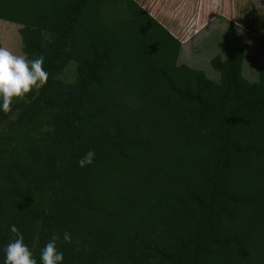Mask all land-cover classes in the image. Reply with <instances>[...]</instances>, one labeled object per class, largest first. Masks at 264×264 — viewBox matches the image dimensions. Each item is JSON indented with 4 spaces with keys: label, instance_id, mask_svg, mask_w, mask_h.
<instances>
[{
    "label": "trees",
    "instance_id": "obj_1",
    "mask_svg": "<svg viewBox=\"0 0 264 264\" xmlns=\"http://www.w3.org/2000/svg\"><path fill=\"white\" fill-rule=\"evenodd\" d=\"M0 20L49 74L0 111V264L13 225L38 264L54 234L63 264H264V68L246 80L237 47L211 81L135 0H0Z\"/></svg>",
    "mask_w": 264,
    "mask_h": 264
},
{
    "label": "rangeland",
    "instance_id": "obj_2",
    "mask_svg": "<svg viewBox=\"0 0 264 264\" xmlns=\"http://www.w3.org/2000/svg\"><path fill=\"white\" fill-rule=\"evenodd\" d=\"M165 1H151L154 14H158L161 20L162 18L167 20L171 29L175 27L181 39L183 36L188 37L203 29V27H198L202 23L194 20L195 17L200 16L201 12L204 14L203 18H205L207 16L206 11L212 13L213 16L218 10H224L220 3H216V0H178L175 2L176 6L172 9H168L170 5ZM156 2L160 3L154 6ZM251 2L253 13L258 14L259 11L264 13V0H251ZM193 5L196 8H193ZM220 6L222 7L220 8ZM161 12L164 16L160 15ZM209 16L211 15L209 14ZM248 18L246 21L248 26L253 31L259 32L261 37H264L261 32L264 29V20L253 23L252 15ZM211 21L212 24L208 26L207 30H202V33L197 37L188 39L185 46L181 47L182 50L178 62L193 69L201 70L208 79L218 83L220 80L219 73L211 68L210 60L217 55L225 59L234 49L241 47L243 49L242 76L249 82H256L259 69L264 68V40L255 33H248L240 24L236 25L237 29L233 25L229 26L230 20H227L222 15H215ZM258 25L260 26L258 27ZM18 29V25L0 20V47H7L17 54H23L20 47ZM246 33L249 35H246ZM67 68L68 70L58 77L61 81L68 82L71 80L72 70H75V63L70 62Z\"/></svg>",
    "mask_w": 264,
    "mask_h": 264
},
{
    "label": "clouds",
    "instance_id": "obj_3",
    "mask_svg": "<svg viewBox=\"0 0 264 264\" xmlns=\"http://www.w3.org/2000/svg\"><path fill=\"white\" fill-rule=\"evenodd\" d=\"M45 58L40 56L29 60L25 54H17L7 47H0V111L7 114L13 101L23 99L33 91L39 92L48 82L49 74L44 69ZM95 152L88 151L78 161L80 167L93 163ZM15 237L5 247L4 264H38L33 253L24 243L23 235L16 226H11ZM58 236L53 235L40 254V264H63V253L57 250ZM65 242H71V235L65 232Z\"/></svg>",
    "mask_w": 264,
    "mask_h": 264
},
{
    "label": "crops",
    "instance_id": "obj_4",
    "mask_svg": "<svg viewBox=\"0 0 264 264\" xmlns=\"http://www.w3.org/2000/svg\"><path fill=\"white\" fill-rule=\"evenodd\" d=\"M145 11H147L153 18H155L159 23H161L167 30L170 31V33H172L177 39H179V41L182 43V47L185 46V44L187 43L188 39H192L194 37H197L198 35H200L202 33V30H207L209 27V25H211L213 18L215 15L218 16H224L227 20L229 21V26H232L236 28V25L240 24L242 27H244L248 33H255L258 35L259 38H261L262 40H264V37L260 36L259 32L253 31L251 29L250 26H248V24L246 23V21L249 19L248 17L250 15H252V22H262V20H264V13L263 11H259L258 14L253 13L252 11V5H251V0H246L245 2H243L244 0H216V3H220L224 10H218L215 15L212 16V13H208L207 11L205 13H207V16L205 18L204 14L201 12L200 16L195 17V22H199L202 23V25H198V27L200 26L201 28L203 27V29H200L198 33H194L189 35L188 37L183 36L182 39L181 37L178 35V31H176L175 27H173L172 29L169 27L170 23L165 20L164 18H162V20L160 19L161 17L158 14H154L153 11V4H152V0H135ZM157 0H154V2ZM165 1V0H164ZM167 3L170 5L168 6V9H172L176 6L175 2H177L178 0H173L174 3H172V0H166ZM165 1V2H166ZM212 1V0H211ZM253 1V0H252ZM157 3L160 2H156L154 3V6H157ZM220 6V8L222 7ZM188 8L190 9V7L188 6ZM193 8H196L195 5H193ZM247 9V11H245V9ZM153 11V12H151ZM168 11V10H167ZM209 14L211 16H209ZM160 15H163V13L161 12ZM164 16V15H163ZM162 16V17H163ZM163 21V22H162ZM243 23V24H241ZM206 24V25H205ZM247 24V25H246ZM260 25H258L259 27ZM199 27V28H200ZM206 27V28H205ZM234 30V29H233ZM262 34L264 35V29L261 30ZM248 33H246V35H249Z\"/></svg>",
    "mask_w": 264,
    "mask_h": 264
}]
</instances>
